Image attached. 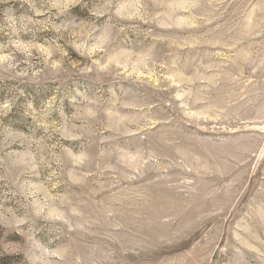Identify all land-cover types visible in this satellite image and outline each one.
I'll use <instances>...</instances> for the list:
<instances>
[{
  "label": "rangeland",
  "instance_id": "374dc122",
  "mask_svg": "<svg viewBox=\"0 0 264 264\" xmlns=\"http://www.w3.org/2000/svg\"><path fill=\"white\" fill-rule=\"evenodd\" d=\"M0 264H264V0H0Z\"/></svg>",
  "mask_w": 264,
  "mask_h": 264
}]
</instances>
